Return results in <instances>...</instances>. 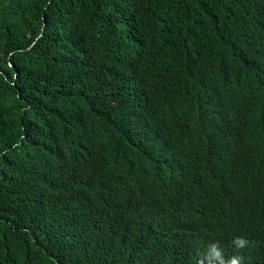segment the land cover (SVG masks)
<instances>
[{"label":"trees","instance_id":"trees-1","mask_svg":"<svg viewBox=\"0 0 264 264\" xmlns=\"http://www.w3.org/2000/svg\"><path fill=\"white\" fill-rule=\"evenodd\" d=\"M212 245L264 264V0H0V264Z\"/></svg>","mask_w":264,"mask_h":264},{"label":"clouds","instance_id":"clouds-1","mask_svg":"<svg viewBox=\"0 0 264 264\" xmlns=\"http://www.w3.org/2000/svg\"><path fill=\"white\" fill-rule=\"evenodd\" d=\"M234 244L238 249H243L246 246L247 241L244 238L237 237L234 240ZM209 258L213 261V264H241L242 259L239 256H234L229 261L225 262L222 252L216 245H212V251Z\"/></svg>","mask_w":264,"mask_h":264}]
</instances>
